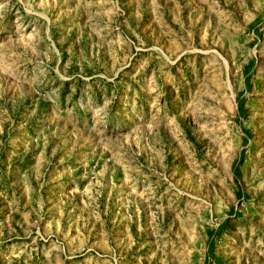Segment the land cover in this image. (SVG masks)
<instances>
[{"label": "rangeland", "instance_id": "1", "mask_svg": "<svg viewBox=\"0 0 264 264\" xmlns=\"http://www.w3.org/2000/svg\"><path fill=\"white\" fill-rule=\"evenodd\" d=\"M207 263L264 264V0H0V264Z\"/></svg>", "mask_w": 264, "mask_h": 264}, {"label": "trees", "instance_id": "2", "mask_svg": "<svg viewBox=\"0 0 264 264\" xmlns=\"http://www.w3.org/2000/svg\"><path fill=\"white\" fill-rule=\"evenodd\" d=\"M250 66H251V63L249 62L245 66V68L243 70V85H244V88H243V90L241 92L238 93V95L236 97V113L238 114L237 119L239 118V116L241 114V109H242V107H241V95L247 89V80H248V71L247 70H248V68ZM240 131L243 134V136H242V143H245L246 140L248 139L249 133H248L247 130H245L243 128H240ZM240 154H241V152H239V155L232 161V164H231V171H232V175H233L234 179H235V173H236L235 166H236V163H237V160H238ZM238 195H239V190H237V192H236V196H238ZM241 196L243 197V195H241ZM230 211L233 212V209L231 208L229 210V212ZM210 237H211V234H209L208 241H207V257H206L207 259H208L209 249H210Z\"/></svg>", "mask_w": 264, "mask_h": 264}]
</instances>
